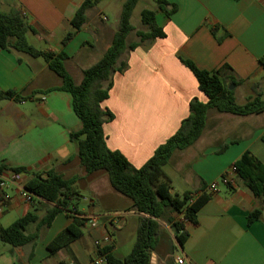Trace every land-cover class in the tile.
I'll use <instances>...</instances> for the list:
<instances>
[{
    "label": "crops",
    "instance_id": "crops-1",
    "mask_svg": "<svg viewBox=\"0 0 264 264\" xmlns=\"http://www.w3.org/2000/svg\"><path fill=\"white\" fill-rule=\"evenodd\" d=\"M167 1L177 10L169 16L160 9L156 15L166 36L140 42L121 56L127 67L114 73L113 88L103 102L115 114L104 124L107 145L122 151L137 167L180 127L194 97L208 100L181 58L202 69L220 70L226 83L234 85L241 104L257 93L264 98V67L259 62L264 53V0ZM83 2L0 0V7L24 14L35 29L29 39L36 47L65 51L69 55L66 67L79 83L82 70L111 45L118 25V20L116 28L106 23L102 10L94 12L92 7L86 24L64 44ZM132 32L136 37L132 41H138L136 29ZM104 43L102 54L95 56ZM61 85L62 78L42 56L0 46V91L13 90L21 96L0 99V164L23 166L29 172L55 169L73 179L78 197L87 201L86 207L77 202L78 210L86 216L99 215V223L86 225L80 238L52 253L48 244L72 221L61 211L50 227L41 230L36 243L13 246L0 242V264H87L100 254L98 240L121 256L131 251L136 240L141 214L131 208L132 199L113 188L106 171L89 173L80 163L70 134L81 128V120L73 108L72 95L59 89ZM245 151L264 164V111L238 115L210 109L200 138L176 150L168 162L176 165L181 181L165 172L173 193L192 190L198 196L212 182L218 183L217 191H207L210 198L199 209L198 222L187 224L190 234L183 248L175 240L171 222L161 221L153 264H178V255L186 258L185 264H264V199L256 197L237 175L231 184L222 180L223 173ZM24 173L28 180L30 174ZM82 189L89 197L81 194ZM5 192L9 197L3 201L0 225L8 226L36 208L16 186ZM257 208H262V215L249 224L248 215ZM5 212L12 215L8 224L3 223ZM38 213L42 216L45 207L39 206ZM116 214L117 218L111 216ZM168 217L180 219L183 214L175 211ZM36 229V222L28 225L29 232Z\"/></svg>",
    "mask_w": 264,
    "mask_h": 264
},
{
    "label": "trees",
    "instance_id": "trees-1",
    "mask_svg": "<svg viewBox=\"0 0 264 264\" xmlns=\"http://www.w3.org/2000/svg\"><path fill=\"white\" fill-rule=\"evenodd\" d=\"M101 0H84L72 20L73 28L63 38L66 44L88 21V11ZM139 0H125L118 19L116 32L111 45L104 54L91 66L82 70V80L77 83L66 67L69 55L65 51L42 50L29 39V33L35 29L18 9L8 12L0 7V46L6 49H16L32 56H42L50 69L62 78L59 89L72 95L73 108L81 120V128L73 131L70 138L76 144L77 155L82 167L89 173L104 170L109 175L113 188L132 199L131 208L141 214L136 240L131 251L121 256L112 252L110 246L100 249L105 253L108 264H151L152 253L156 250L161 238V221L167 219L177 244L184 247L189 237L187 224L197 223V213L201 206L209 200L207 187L201 194L188 190L183 194L172 192V185L164 166L173 153L194 144L202 135L206 126L207 114L210 109L218 112H231L238 115H249L264 111V98L260 93L241 104L236 100L234 90L229 88L226 79L220 75V70L210 71L198 67L194 61L181 58V61L195 74L199 88L207 95L208 100L202 101L194 97L189 104L190 113L184 118L180 127L161 145L142 166H135L120 150L107 145L104 124L113 120L115 114L103 106L114 85V73L127 67L121 56L135 49L140 42L166 36L164 28L157 22V11L163 10L171 15L177 6L167 0H156L157 8H145L141 13L144 28L136 29L132 23L133 12ZM136 29L138 41L128 42V35ZM215 28L213 31L215 32ZM264 67V53L259 58ZM236 84V81H232ZM21 96L13 90L0 91V99ZM236 175L240 177L251 192L264 199V164L251 151H245L234 162ZM11 169L26 172L30 176L26 188L36 195V208L17 218L8 226L0 225V242L13 246L36 243L41 230L50 227L61 211H66L71 217V223L61 230L48 244L52 253L80 238L88 221V216L78 210L79 191L73 187L74 180L66 178L55 169L46 172H29L26 167H11L0 164V173ZM4 191L1 188L0 202ZM39 206L45 207V213H38ZM73 207L77 209L73 212ZM183 214L180 219L167 218L171 212ZM262 215V208H257L248 215V223L252 224ZM36 222L37 229L28 231V225ZM176 246V245H175Z\"/></svg>",
    "mask_w": 264,
    "mask_h": 264
},
{
    "label": "rangeland",
    "instance_id": "rangeland-1",
    "mask_svg": "<svg viewBox=\"0 0 264 264\" xmlns=\"http://www.w3.org/2000/svg\"><path fill=\"white\" fill-rule=\"evenodd\" d=\"M125 0H101L100 3H98L97 5H95L93 7V11L94 12H98L100 10H102L101 15L102 16H106L108 20H106V23H108L109 25H111L112 27L116 28V24H117V20L123 5V2ZM157 7V2L156 0H139L134 12H133V16H132V23L135 26L136 29H141L144 28L143 24H142V10L145 8H151V9H155ZM135 37L134 32H132V35L128 38L129 41H132ZM106 46V43L100 45L97 49H96V55L98 56L99 54H102V52L104 51V48ZM164 170H166V172H168L169 174H171L173 177H175L178 181H181V173L179 172L178 168L176 167L175 164L173 163H168L164 166ZM81 194L86 195L89 197V192H87L86 190H81ZM77 202L79 203V205L81 207H86L87 206V201L82 197H78V199H76ZM9 212H5L4 214V219H3V223L4 224H8L7 220H9V218H11L12 215L8 214ZM172 241H167L165 243V247H169L171 245Z\"/></svg>",
    "mask_w": 264,
    "mask_h": 264
},
{
    "label": "built area",
    "instance_id": "built-area-1",
    "mask_svg": "<svg viewBox=\"0 0 264 264\" xmlns=\"http://www.w3.org/2000/svg\"><path fill=\"white\" fill-rule=\"evenodd\" d=\"M235 175H236V167L233 165L230 169L226 170L223 173L222 180L227 184H231L234 180ZM0 178H1V188L4 191L3 200L0 202V216L2 215L3 210H4L3 201L4 199L9 197L8 193L5 192L6 188H8L9 186H13V185L16 186L20 190L22 197L26 201L34 202L36 195L26 188L27 179L25 177L24 172H17L11 169H7L3 171L2 173H0ZM217 186H218L217 182H212L207 187V191L215 192L217 191ZM76 211L77 209L73 207V212H76ZM111 216L114 218H117L119 215L116 214V215H111ZM99 219H100L99 215L88 216V221L86 225L97 226L99 223ZM96 243H97V246L100 247V249L104 248L102 246L101 241L98 240ZM106 261L107 260H106L105 253L100 252V254L96 258L90 260L87 264H103ZM176 261L178 264H185L186 258L182 255H178L176 257ZM70 264H76V263H70Z\"/></svg>",
    "mask_w": 264,
    "mask_h": 264
},
{
    "label": "water",
    "instance_id": "water-1",
    "mask_svg": "<svg viewBox=\"0 0 264 264\" xmlns=\"http://www.w3.org/2000/svg\"><path fill=\"white\" fill-rule=\"evenodd\" d=\"M229 88H230V89H233V88H234V85H233V84L230 85ZM151 264H153V259H152V263H151Z\"/></svg>",
    "mask_w": 264,
    "mask_h": 264
}]
</instances>
